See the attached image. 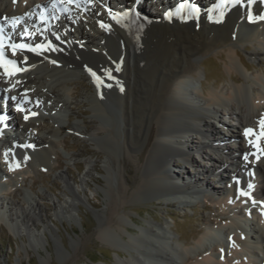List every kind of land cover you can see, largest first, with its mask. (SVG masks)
Segmentation results:
<instances>
[{"label": "bare ground", "instance_id": "6f19581e", "mask_svg": "<svg viewBox=\"0 0 264 264\" xmlns=\"http://www.w3.org/2000/svg\"><path fill=\"white\" fill-rule=\"evenodd\" d=\"M128 1L124 6L126 3L127 6L132 5L133 1ZM190 1L200 9L205 6L200 0ZM105 2L80 0L79 8L75 3L70 8L65 4L53 7V0H16L15 3L13 0H0V18L6 16L10 21L12 17L24 16L26 12L34 16L33 19L25 17L23 22L39 29L32 36L33 45L47 43L46 39L51 38L53 44L63 49L44 52L41 56L19 51L15 56L10 54L7 58L16 60L18 67L28 68V71L18 72L15 76L4 75V70L0 68V102L6 100L7 115L13 117L12 122H4L6 127H15L10 143H16L15 148L8 147L7 136L0 129V140L5 135V139L0 141V174L7 183V186L0 185V193L3 190L4 196L10 195L20 174L24 176L25 173L32 172L37 165L50 166L51 155L56 156L55 147L62 141L58 139L59 134L67 123L73 131L90 136L93 140L95 136L105 139L99 153L105 154L107 158L108 202L106 210L100 214L101 221L96 232L109 246L117 250L125 248L128 253V259L116 260L115 264H264V215H261L264 210V155L258 151V148L264 149V136H260L258 124V120L264 115V76L259 73L248 76L247 71L251 66L238 54L240 44H251L255 46L250 51L252 57L258 59L264 56V20L248 19L249 12L253 17L264 15V0L253 1L250 5L248 0H231L222 15L211 18L203 12L201 16L192 18V21L187 16L183 18L170 15V18H165V13L171 14V9H168L169 12L163 11L162 18H154L150 12L141 9L144 14L142 19L126 26L118 25L108 16L110 6H106ZM142 2L144 0L140 1ZM160 5H166L164 0ZM64 7L69 8L70 12H63L61 9ZM39 11L51 17L54 11H59L66 16V27L76 25L74 31L79 37H64L55 29L50 30V27L47 28L50 24L42 21ZM98 22L110 25L111 32L106 33ZM5 28L11 34V39L19 30L17 26L13 31L10 22H5ZM53 33L59 35L60 40ZM134 35L138 36L132 41ZM76 39L83 43L75 44ZM108 45H113V49ZM218 49L226 54L230 82L221 88H204L201 79L205 78V72L200 60ZM25 55L28 56V61L22 63ZM49 60H56L57 64L54 65ZM117 64L120 66L119 71L115 70ZM85 66L101 77L103 83L99 87ZM105 70H111L115 79H109ZM233 70L242 75L241 83L230 75ZM81 73L86 74L93 85L89 94V109L94 118L98 115L103 119L93 120L91 132L88 133L81 130L78 122L63 120L64 115L69 118L65 111L69 81ZM79 84L81 83H76L77 86ZM106 84L112 86L106 87ZM76 90L72 94L77 93ZM11 97H16V100ZM111 98L116 99L117 105L118 119L115 124L106 122V101ZM17 104L21 105L23 112L16 110ZM47 108V118L52 119L51 122L56 127H51L47 132L48 136L43 137L37 121L43 118ZM51 110H55L56 114H52ZM31 111H36L37 117H29L25 121L24 116ZM222 113L234 121L226 128L227 131L232 129L236 132L229 136L233 139L229 140L232 147L223 142L225 135L220 136V131L208 123V119H218ZM200 125L205 132H200ZM246 128L253 129L254 134L245 136ZM209 130L215 131L217 135L206 145L204 138L210 135ZM193 135L201 137L203 142L198 140L196 143L194 139L189 141ZM249 140L253 143L250 144ZM220 141L223 143L219 144ZM193 145L197 151L202 150L205 158L213 162L214 166L221 169V176L227 180L236 179L233 185L226 183L230 191L233 190L232 195L230 192L224 195L216 189V185L215 188H210L207 195H203L211 205H218L223 213L229 214L224 216V224H209L189 246L171 241L172 237L162 226L149 224L150 228H147L130 218L138 226V230L131 228L119 211L128 202L147 199L166 206L173 201L186 204L187 200L192 201V197H201L196 188L188 189L191 185L183 184V181H187L185 174L172 165V157L187 163L195 162L187 152V148ZM206 148L211 149L212 154L206 152ZM113 150L114 153L119 152V161L123 160L124 166L127 163L125 158L135 160L138 171L136 176L123 179L120 171L110 167ZM246 153L249 154L247 161L244 160ZM257 155L260 156L258 160ZM25 156L29 158L25 160ZM17 163L19 167L15 166ZM9 164L13 165L11 171ZM126 170L131 172L128 167ZM210 170V165H201L202 176ZM237 171L242 176L239 183ZM89 173V170L85 171V175L88 176ZM194 177L190 179L193 184L190 188L202 183L199 181L201 176L197 179ZM249 183L253 185L251 189L248 188ZM67 186L70 200H63L59 208H72L74 199L78 198L72 188ZM236 188L250 192L251 199L239 196ZM192 193H195L194 196ZM252 199L257 201L255 206ZM27 202L24 209L18 204L6 206L1 201V213L22 211L25 215L21 223L25 226L34 225V209H37L38 203ZM7 225L10 234L17 235L15 225ZM124 233H128V236ZM221 249L224 250L223 253ZM116 253L120 255L118 251Z\"/></svg>", "mask_w": 264, "mask_h": 264}, {"label": "rangeland", "instance_id": "374dc122", "mask_svg": "<svg viewBox=\"0 0 264 264\" xmlns=\"http://www.w3.org/2000/svg\"><path fill=\"white\" fill-rule=\"evenodd\" d=\"M105 1H107V6L108 0ZM127 1L121 0V2H117L112 0V3L115 2L124 8L132 7L136 3V10L141 11V9H144L146 12H150L154 18H162V13L167 8V5L162 6L163 8L161 7L160 2H163V0H158L159 5L156 2L151 3V0L142 3H140L141 0H132V5L127 6L126 3V6H124ZM204 1L200 0L201 4H204ZM188 20L192 21V18L190 17ZM90 32L93 34V31ZM107 32H111V29L106 30ZM137 36H132L134 38L132 41H135ZM108 47L113 49V45H108ZM254 48L255 46L251 44H240L238 54L245 63L251 66V69L247 71L248 76L257 73L264 76V56L258 57V59L252 57L250 51ZM200 65L205 72V78L201 79L204 88H221L230 82V77L227 73L226 54L222 49L204 56L200 60ZM230 75L232 78L239 79V83L242 82V75L239 72L233 70ZM69 83L70 86L67 87L68 94L65 96V111L69 118L67 119L64 115L63 120L69 123L78 122L82 127L81 130H86V133L91 132L93 120H103L98 115L94 118V114L89 109V94L93 85L90 83L89 77L84 73L72 77ZM76 83L81 84L77 86ZM74 90L78 94H72ZM42 101L45 103L44 100ZM115 101L116 99L114 98L106 101L108 109L106 122L108 121L111 124H115L118 119ZM46 104H49V102H46ZM47 113L49 114L48 108L46 113H44L46 115L43 114V118L37 121L43 137L48 136L47 132H49L51 127H56L51 122L52 119L47 118ZM221 121L224 123L222 124ZM230 122L234 123L229 116L223 113L220 120L208 119V123L212 126L214 125L216 130L220 131V136L221 134L225 135L223 142L232 147L229 140L233 141V139H230L229 136L230 133L234 132L235 134L236 132L232 129L227 131L226 128L230 125ZM10 132L9 134H11ZM210 132H212L211 135L213 136L217 135L215 131L209 130ZM59 135L60 138L58 137V139L63 142L61 141V144L55 147L56 156L54 154L51 155L50 166L37 165L32 172L25 173L24 176L20 174L14 189L11 190V194L0 198V202L2 201L6 206L12 203L18 204L24 209L28 205L27 201L38 203L37 209H34V216H36V219H33L34 225L28 226L22 224L24 212L11 211L3 214L0 209V264H115L116 260L128 259L129 255L125 248L117 250L109 246L106 241L99 238L96 232L97 226L101 221L100 214L106 210L108 202L106 191V181L108 179L106 170V167H108L107 158L105 154L101 155L99 153L102 148L101 144L105 139L95 136L93 140L90 136L73 131L67 123H65ZM21 138L23 137L21 136ZM190 139H194L198 143L201 137L198 138L193 135V138L190 136L189 141H191ZM12 145L14 144L12 143ZM172 146L175 147V145ZM105 150L108 151L107 149ZM1 151L0 149V158L2 155ZM112 152L110 167L120 171L123 179H129L138 174L135 160L125 158L127 162L125 167L123 165L124 161H119V152L114 153V150ZM198 152L204 155L202 150H198ZM206 152L208 151L206 150ZM190 155L193 156L195 162L189 161L185 163L179 161L177 157H172L173 167L176 170H182L186 179H191V177L193 179L194 176L197 179L198 176H201L199 181H202V183L199 186H203L204 181L207 180L210 182V185H207L210 186L209 190L210 188H215L214 185H216L218 187L216 189L223 193L221 189L222 183L215 182L214 175L211 174L212 171H216L218 166H214L213 162L205 158V155L203 156L205 160L199 153ZM139 162L141 161L139 160ZM201 165L211 166V170L204 176L201 175ZM127 167L131 172H127ZM86 170L90 171L88 176L85 175ZM239 173H237L238 177L241 175ZM238 177L236 178L238 179ZM240 177L242 178V176ZM3 181L5 179L0 178V182ZM67 185L72 188L78 198L74 199L72 208H66L65 206L59 208L63 200H70V192ZM225 188L230 192V187L227 184ZM25 193L28 195L26 196ZM191 199L194 201V197ZM195 200L199 201L195 203L187 200L188 203L186 204H179L173 201L169 205L163 206L156 201L140 199L126 203L119 211L123 215L124 221L131 228L138 230V226L132 223L130 218L147 228H150L149 224L157 227L162 226L167 234L172 237L171 241L179 242L182 246H189L201 236L209 224H224L223 217L229 215L227 212L223 213L219 206L209 205L204 199L195 198ZM7 223L15 225V229L18 231L17 235L13 236L10 234ZM124 234L128 236V233ZM116 251L120 253L119 256Z\"/></svg>", "mask_w": 264, "mask_h": 264}, {"label": "snow or ice", "instance_id": "6c2138e0", "mask_svg": "<svg viewBox=\"0 0 264 264\" xmlns=\"http://www.w3.org/2000/svg\"><path fill=\"white\" fill-rule=\"evenodd\" d=\"M16 0H13V3H15ZM67 2L69 4L75 3L76 7L79 8L80 5V0H67ZM90 2V0H89ZM63 3V0H53V7H56L58 4ZM253 0H248V4H252ZM39 7V6H37ZM183 7V5H181V8ZM192 11L193 12H198L199 10L197 9V7L195 5L191 6ZM63 12L65 13H69L70 9L67 7H64L61 9ZM110 12V16L113 20H116L117 23H121L122 19H125L127 17H129V12L128 11H124V12H115L112 13L111 10H109ZM30 13H25L24 16H14L11 18V20L9 21L8 17H3L0 18V20H2L3 22H0V68H2L4 70V75L6 76H15L18 72H26L28 71V68H20L17 66V61L13 60V59H8L5 55V49L8 48L11 50L13 56L16 55L17 51L21 52V53H25V52H30L33 53L37 56H41L43 55L44 52H56V51H62L63 49H60L57 45L53 44V42L51 40H48L47 43H37L35 45H33L32 43H26V42H19V43H14V42H9L11 40V34L9 35L8 41H6L5 36H4V31H5V22H10L13 31H15L17 25L21 24L24 22L25 17H29L30 18ZM170 13H165V18H170ZM57 17H52V19H56ZM136 18L139 19L140 18V13L136 12ZM41 19H43L44 23L47 24L48 23V19L44 17V13L41 12ZM144 19H147V17H145ZM248 19L249 21H253V20H264V15H260V16H256L253 17V15L251 14V12H249L248 14ZM100 24V27L102 29L105 30H109L110 25L105 24L103 22H98ZM37 31H39V29H37ZM21 37H25V36H34L35 33H31L27 30V28L24 29L23 32L20 33ZM53 35L56 37L57 40H60V36L57 35L56 33H53ZM63 42V41H62ZM45 59H48V57H44ZM28 61V56L25 55L24 56V60L22 61V63H27ZM50 63L52 64H57L56 60H49ZM34 67V65H33ZM86 70L90 73V75L94 78V80L97 82V87H99V85L101 83H103V80L101 79L100 76L97 75V73L95 71H93L91 68H88L87 66H85ZM116 71L120 70V66L117 64L116 65ZM105 75L108 76L109 79H115L114 76H112L111 70H105ZM19 83V82H18ZM117 84H119V82L117 81ZM106 87H111V84H106ZM121 91H123V89L121 88ZM12 100H16V97H11ZM27 99V98H25ZM23 103V101L21 102ZM16 109L17 111H21L23 112L24 109L21 107L20 104L16 105ZM31 116H36L37 113L35 112H31L30 113ZM3 117H0V120H2ZM25 121H27L29 119V115H25L24 116ZM258 124L260 126L261 132H260V136H264V115H262L260 117V119L258 120ZM244 134L245 136H249L254 134V130L250 129V128H246L244 130ZM249 143L252 144L253 141L249 140ZM20 147H34L33 145H20ZM258 151L260 152L261 155H264V149H259ZM7 156L8 153H5V160L7 162ZM248 156L249 154L246 153L244 155V160L247 161L248 160ZM29 157L25 156V160H27ZM256 159H260V156L257 155ZM16 167H19V164L17 163L15 165ZM9 171H11L13 169V165L9 164ZM237 183H239V181H237ZM253 187V185L251 183L248 184V188L251 189ZM238 194L239 196H244L247 197L249 199H251V194L248 191H242V190H238ZM231 203V201H229ZM252 204L253 206H255L257 204V201H255L254 199H252ZM261 215H264V210L261 211ZM229 239L231 240V237H229ZM223 249H221V253H223ZM223 255H221V259H223Z\"/></svg>", "mask_w": 264, "mask_h": 264}]
</instances>
